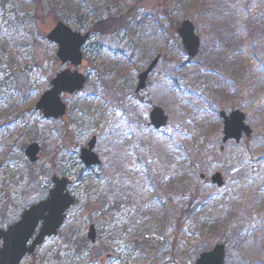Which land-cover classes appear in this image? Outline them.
Here are the masks:
<instances>
[{
  "label": "rangeland",
  "instance_id": "obj_1",
  "mask_svg": "<svg viewBox=\"0 0 264 264\" xmlns=\"http://www.w3.org/2000/svg\"><path fill=\"white\" fill-rule=\"evenodd\" d=\"M79 5L0 0V227L45 200L54 174L74 182L76 200L58 236L21 264H195L217 245L224 264H264V0H104L77 17ZM99 17L126 26L98 34ZM187 20L201 40L193 60L177 34ZM59 21L91 33L78 68L47 40ZM66 69L87 84L63 96V119L47 120L36 105ZM154 108L168 117L161 130ZM235 111L251 135L223 143L220 114ZM93 137L100 165L86 169L80 152ZM33 143L36 164L25 156Z\"/></svg>",
  "mask_w": 264,
  "mask_h": 264
},
{
  "label": "water",
  "instance_id": "obj_2",
  "mask_svg": "<svg viewBox=\"0 0 264 264\" xmlns=\"http://www.w3.org/2000/svg\"><path fill=\"white\" fill-rule=\"evenodd\" d=\"M177 34L182 41L183 48L189 59H195L201 47V40L196 35L192 22L184 21L177 29ZM91 38L90 32L85 34L73 31L64 22L59 21L48 33L47 40L57 46L56 57L62 65H71L78 68L83 64V48ZM160 57L152 61L151 65L140 74L136 94L145 91L150 74L156 69ZM87 84V78L78 71L66 69L59 73L51 82V89L45 92L36 105V111L41 112L47 120H60L66 116L67 106L63 96H72L81 93ZM224 120L223 143L234 140L239 142L243 134L247 137L251 131L245 125V116L235 111L229 116L220 114ZM168 117L161 108H154L150 114V125L155 130H161L167 126ZM97 138L93 137L89 143L81 149L80 160L86 169L100 165V159L95 154ZM40 146L36 143L29 145L25 150V156L31 164H36L40 158ZM203 178H205L203 176ZM212 183L222 187L223 177L216 174L211 179ZM53 188L46 200L41 201L23 212L19 221L7 229L0 227V264H21L29 256H33L36 250L42 246L45 240L57 237L67 218V212L74 207L75 199L70 194L69 187L74 182L67 178H60L54 174L51 179ZM87 239L95 245L97 242V230L93 224L89 227ZM225 246L217 245L212 251L199 256L195 264H224Z\"/></svg>",
  "mask_w": 264,
  "mask_h": 264
},
{
  "label": "trees",
  "instance_id": "obj_3",
  "mask_svg": "<svg viewBox=\"0 0 264 264\" xmlns=\"http://www.w3.org/2000/svg\"><path fill=\"white\" fill-rule=\"evenodd\" d=\"M80 5L76 8L77 10L74 12L76 14L77 17L83 15L84 11L82 9L85 8L88 9L89 7H93L94 10L96 11L97 9L95 8V4L99 3L101 5L104 4V0H95L94 2H92L91 0H79ZM83 3V4H82ZM2 6V5H1ZM94 11V12H95ZM96 13V12H95ZM87 16H91V14L86 13V17ZM79 22V21H78ZM79 24V23H78ZM8 25V24H7ZM119 26H126V19H120V20H116L114 18H108L106 20H103L102 17H99L94 23H93V30L94 32L98 33V34H105L106 32H111L113 31L115 28L119 27ZM4 48H2L1 50H3ZM119 53L116 54V56H118ZM111 67V66H110ZM126 88L127 91L130 92L132 86H130L128 88L129 82L128 80H126ZM84 242L88 245V246H92L86 239H83ZM71 242V239H70ZM84 243V245H85ZM70 244V243H69Z\"/></svg>",
  "mask_w": 264,
  "mask_h": 264
},
{
  "label": "flooded vegetation",
  "instance_id": "obj_4",
  "mask_svg": "<svg viewBox=\"0 0 264 264\" xmlns=\"http://www.w3.org/2000/svg\"><path fill=\"white\" fill-rule=\"evenodd\" d=\"M159 62H160V61H159ZM151 63H152V62H151ZM151 63H150V65H151ZM158 64H159V63H158ZM150 65H149V66H150ZM149 66H148V67H149ZM157 66H158V65H157ZM156 68H157V67H156ZM145 71H146V70H145ZM153 72H154V71H153ZM153 72H152V73H153ZM142 73H143V72H142ZM152 73H151V74H152ZM151 74H150V75H151ZM139 76H140V75H139ZM149 77H150V76H149ZM138 78H139V77H138ZM148 81H149V78H148ZM137 85H138V83H137ZM147 86H148V82H147ZM131 89H132V88H131ZM136 89H137V86H136ZM136 89H135V91H134V97H135V99H137L138 95H140L141 93L144 92V91H143V92H141V93H139V94L137 95V94L135 93V92H136ZM146 89H147V87H146ZM146 89H145V91H146ZM94 225L96 226V224H94Z\"/></svg>",
  "mask_w": 264,
  "mask_h": 264
},
{
  "label": "bare ground",
  "instance_id": "obj_5",
  "mask_svg": "<svg viewBox=\"0 0 264 264\" xmlns=\"http://www.w3.org/2000/svg\"><path fill=\"white\" fill-rule=\"evenodd\" d=\"M258 150V149H257Z\"/></svg>",
  "mask_w": 264,
  "mask_h": 264
}]
</instances>
